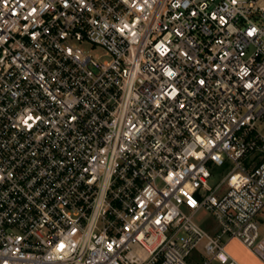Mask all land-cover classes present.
<instances>
[{"label": "built area", "instance_id": "2783aa9c", "mask_svg": "<svg viewBox=\"0 0 264 264\" xmlns=\"http://www.w3.org/2000/svg\"><path fill=\"white\" fill-rule=\"evenodd\" d=\"M263 209L264 0H0V264H239Z\"/></svg>", "mask_w": 264, "mask_h": 264}, {"label": "rangeland", "instance_id": "374dc122", "mask_svg": "<svg viewBox=\"0 0 264 264\" xmlns=\"http://www.w3.org/2000/svg\"><path fill=\"white\" fill-rule=\"evenodd\" d=\"M79 47L84 53L91 55L92 57L98 58L100 61H107L109 59V56L107 53L99 46H93L88 43H83L81 45L74 44V46ZM258 129L261 128V126L258 124ZM229 168H223V175L227 173ZM194 221L201 225L203 228H206L213 224V219L210 217V215L205 211H199L194 215ZM259 237L260 239L264 238V209L262 210L259 218Z\"/></svg>", "mask_w": 264, "mask_h": 264}, {"label": "crops", "instance_id": "0c3cea01", "mask_svg": "<svg viewBox=\"0 0 264 264\" xmlns=\"http://www.w3.org/2000/svg\"><path fill=\"white\" fill-rule=\"evenodd\" d=\"M264 240L261 241V247L258 252H252L245 248L237 241H231L227 244L226 249L239 264H264Z\"/></svg>", "mask_w": 264, "mask_h": 264}]
</instances>
